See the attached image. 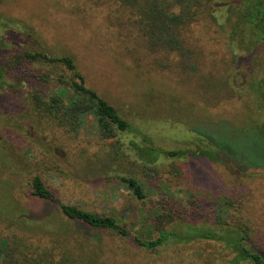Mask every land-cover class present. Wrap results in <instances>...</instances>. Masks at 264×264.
<instances>
[{"label":"rangeland","instance_id":"374dc122","mask_svg":"<svg viewBox=\"0 0 264 264\" xmlns=\"http://www.w3.org/2000/svg\"><path fill=\"white\" fill-rule=\"evenodd\" d=\"M209 4L212 15L193 30L198 67L184 70L164 59L154 67L137 47L132 54L130 38L123 43L119 36V12L110 0H1L0 16L19 40L0 51V236L16 234L29 262L228 264L218 242L171 241L155 250L134 243L133 237L154 238V216L187 208L190 194L209 208L225 194L234 196L252 236L264 238V166L239 172L191 153L169 158L150 149H199L207 138L231 139L264 119V38L254 41L250 28L238 23L243 0ZM21 49L70 55L86 85L117 109L130 130L103 137L92 116L78 131L48 119L39 103L61 91L55 77L68 72L45 61H23L15 54ZM35 174L51 200L29 196ZM126 174L144 184V200L118 178ZM58 201L116 215L131 237L69 219ZM20 213L46 216L27 221L25 229L7 227V218Z\"/></svg>","mask_w":264,"mask_h":264},{"label":"trees","instance_id":"16d2710c","mask_svg":"<svg viewBox=\"0 0 264 264\" xmlns=\"http://www.w3.org/2000/svg\"><path fill=\"white\" fill-rule=\"evenodd\" d=\"M110 1L116 5L119 12V16L117 15L120 20L119 36L123 37V43L128 41L126 38H130L133 43L132 47H126L132 54L137 47L143 50L144 57H151L154 67H161L162 63L157 65L156 62L164 59L170 64L177 62L184 70H196L198 60L194 50L199 39L194 35L193 30L201 20L212 15L210 0ZM243 2L245 7L237 16V21L249 27L254 35V41H259L264 38V2L262 0H243ZM9 28L11 29L7 30ZM12 29L13 25L9 19L0 16V51H7L17 45L18 34L11 31ZM124 30L126 32L123 34ZM15 54L23 61H45L66 68L67 75L60 74L55 77L57 84L61 86V91L52 94L48 101L39 103L40 109L44 110L48 119L69 131H78L86 117L92 116L103 137H112L130 130V123L119 114L117 109L96 90L86 85L83 75L78 71L70 55L50 56L43 51L28 49H21ZM157 55L161 58L156 59ZM171 55L176 59H173ZM2 77L3 70L0 67V79ZM66 93H69L67 99H65ZM238 132L231 139L213 137L209 140L207 138L208 143L194 150L150 149L165 154L169 158H179L183 154L191 153L205 160L222 163L233 171L238 169L239 172L263 167L264 119L261 123L252 125L241 133ZM251 143L252 148L249 145ZM118 178L137 199L144 200L147 197L144 184L136 177L126 174L119 175ZM29 196L42 201H49L52 198L50 190L38 174L32 177ZM190 196L192 198L187 208L181 211L177 208L169 211L161 210L154 216L157 230L154 238L133 237L134 243L145 249L155 250L168 245L171 241L218 242L227 251L228 264H264V238L259 241L252 236L248 222L237 214L236 200L232 198L234 196L223 195L212 208L202 205L198 195V197L194 194ZM57 204L60 212L69 219H76L94 229L110 230L122 237H131L130 231L120 223L116 215L100 214L59 201ZM175 214H179V218ZM44 216L46 215L41 214L30 218L21 213L9 216L10 218L6 220L7 227L25 229V226L29 227L27 221L42 220ZM16 238L18 236L14 233L0 236V264H43L39 257L29 262L26 254L18 250L19 243L15 240ZM17 253L21 255L22 262L19 261L20 256H16Z\"/></svg>","mask_w":264,"mask_h":264}]
</instances>
